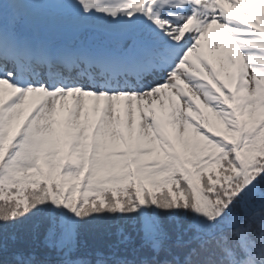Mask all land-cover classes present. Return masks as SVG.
Listing matches in <instances>:
<instances>
[{
    "label": "snow or ice",
    "instance_id": "snow-or-ice-1",
    "mask_svg": "<svg viewBox=\"0 0 264 264\" xmlns=\"http://www.w3.org/2000/svg\"><path fill=\"white\" fill-rule=\"evenodd\" d=\"M0 264H264V0H0Z\"/></svg>",
    "mask_w": 264,
    "mask_h": 264
},
{
    "label": "trees",
    "instance_id": "trees-1",
    "mask_svg": "<svg viewBox=\"0 0 264 264\" xmlns=\"http://www.w3.org/2000/svg\"><path fill=\"white\" fill-rule=\"evenodd\" d=\"M28 191H30V190H28ZM28 193L27 192H25V195H27Z\"/></svg>",
    "mask_w": 264,
    "mask_h": 264
}]
</instances>
